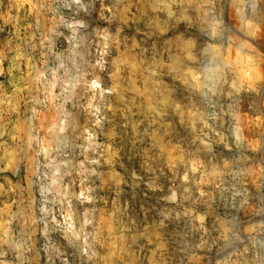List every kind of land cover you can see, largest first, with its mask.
Listing matches in <instances>:
<instances>
[{
    "label": "rangeland",
    "instance_id": "1",
    "mask_svg": "<svg viewBox=\"0 0 264 264\" xmlns=\"http://www.w3.org/2000/svg\"><path fill=\"white\" fill-rule=\"evenodd\" d=\"M0 264H264V0H0Z\"/></svg>",
    "mask_w": 264,
    "mask_h": 264
}]
</instances>
